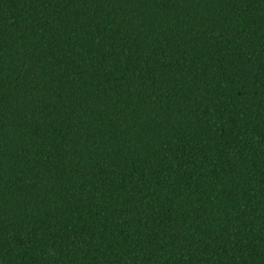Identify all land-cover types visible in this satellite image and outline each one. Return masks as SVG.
Instances as JSON below:
<instances>
[{
	"label": "trees",
	"instance_id": "16d2710c",
	"mask_svg": "<svg viewBox=\"0 0 264 264\" xmlns=\"http://www.w3.org/2000/svg\"><path fill=\"white\" fill-rule=\"evenodd\" d=\"M0 264H264V0H0Z\"/></svg>",
	"mask_w": 264,
	"mask_h": 264
}]
</instances>
